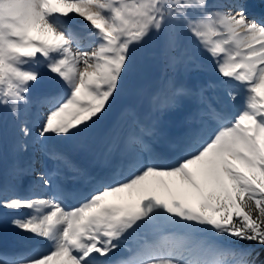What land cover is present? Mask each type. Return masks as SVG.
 <instances>
[{
  "label": "snow or ice",
  "instance_id": "obj_1",
  "mask_svg": "<svg viewBox=\"0 0 264 264\" xmlns=\"http://www.w3.org/2000/svg\"><path fill=\"white\" fill-rule=\"evenodd\" d=\"M198 53L218 79L188 82ZM146 56L162 77L128 87ZM126 92L136 103L113 121ZM0 108L14 136L0 228L30 237L0 264H256L242 242L264 247V15L248 0H0ZM185 109L169 136L163 115ZM105 129L91 173L69 153ZM53 176L54 195L20 194Z\"/></svg>",
  "mask_w": 264,
  "mask_h": 264
},
{
  "label": "bare ground",
  "instance_id": "obj_2",
  "mask_svg": "<svg viewBox=\"0 0 264 264\" xmlns=\"http://www.w3.org/2000/svg\"><path fill=\"white\" fill-rule=\"evenodd\" d=\"M248 2H249V14L255 15L257 17L261 16L262 12H261L260 8L257 6V2H259V0H248ZM262 3H263L262 4L263 9H264V2H262ZM80 23L85 24L86 22H83L81 20ZM140 71H141V68H139L137 72H140ZM209 72L210 73L208 75H209L210 79L211 78L214 79L217 77V73H216L215 69L211 70V68H210ZM209 78H208V80H209ZM130 80H131V78H130ZM130 80H129L128 87L134 88L133 83ZM40 89H41V91L50 92L52 90V82L48 81L46 79L45 82L41 85ZM143 89H148V88L145 87ZM241 95L243 96V94H241ZM132 96H133L132 94H128L126 92V94L122 95L121 97H119L117 99L111 120L114 121L116 119V117L119 116L120 110H122L124 108V103L128 102L132 98ZM240 107L241 106H239V105L232 104V105H229L228 110H229L230 114L236 115L239 112ZM44 110L47 111V108H44L42 110V113ZM32 111H33V114H35L37 109H33ZM186 114H187V110L185 109V110H180V111H176V112L166 113L163 115L162 121H161L162 128L169 134V136H172V137L178 136L185 130V128L187 127V125L185 123ZM175 115H177V116H175ZM0 129H2V133H3L2 137H0V151L3 155V162L0 163V181H2V180L8 179L7 170H8V165L11 161L10 146L12 144L14 136H13V132L11 129V123H9V125H5V124H1V121H0ZM127 130L128 129L125 128V132ZM104 131H106V129L99 132L96 136H94L92 139H90L89 147L87 149L71 151L69 153L72 160H73V157L75 156V160H73V161L76 164L78 163L77 162L78 159H82V163H81L82 165L80 167H85L87 165L90 168V170H92V171H89L91 173H97L101 170L102 165H101V160H100L98 154L101 153L104 149V144L102 142L103 136H104ZM81 190L85 193L88 190L90 192L91 186L87 185L86 187L82 188ZM44 192L41 188L35 189V193L38 195L45 196ZM14 236H17L18 237L17 239H19L21 241L24 240L26 242H30V237L27 234H25L23 232H19L15 228H12L10 226H4L3 228H0V240H9V239L15 240ZM127 254L128 253H126V252H122V255H127ZM117 256H119V255H117Z\"/></svg>",
  "mask_w": 264,
  "mask_h": 264
},
{
  "label": "rangeland",
  "instance_id": "obj_3",
  "mask_svg": "<svg viewBox=\"0 0 264 264\" xmlns=\"http://www.w3.org/2000/svg\"><path fill=\"white\" fill-rule=\"evenodd\" d=\"M261 4V5H260ZM262 2H258L257 5L263 9ZM198 58L202 62L208 65H214L211 57L207 53H198ZM141 71L137 72L133 77H131L133 87L134 88H148L149 90L153 88L156 84V82L162 77L163 74V66L158 60H155L151 58L150 56H146L140 63ZM209 73L204 72L203 70L194 72L190 74L189 83L195 84L200 83L202 81H206L209 78ZM208 76V77H207ZM133 78V79H132ZM218 79V76L214 79L210 80H216ZM152 85V86H151ZM133 104L136 103L137 97L135 95L132 96L130 99ZM0 119L1 124L9 125L11 123V116H5V110L0 108ZM1 153V151H0ZM225 259L229 262V264H233V257L232 256H226Z\"/></svg>",
  "mask_w": 264,
  "mask_h": 264
},
{
  "label": "trees",
  "instance_id": "obj_4",
  "mask_svg": "<svg viewBox=\"0 0 264 264\" xmlns=\"http://www.w3.org/2000/svg\"><path fill=\"white\" fill-rule=\"evenodd\" d=\"M242 246L245 248L252 247L255 248L256 252L259 253V256L256 258V264H264V247H260L257 244H243ZM253 256H255V253H253Z\"/></svg>",
  "mask_w": 264,
  "mask_h": 264
}]
</instances>
